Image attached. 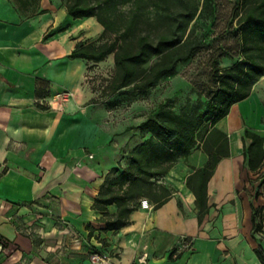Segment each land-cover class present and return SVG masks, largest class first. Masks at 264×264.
Segmentation results:
<instances>
[{
    "label": "crops",
    "instance_id": "obj_1",
    "mask_svg": "<svg viewBox=\"0 0 264 264\" xmlns=\"http://www.w3.org/2000/svg\"><path fill=\"white\" fill-rule=\"evenodd\" d=\"M100 32L93 17L72 19L60 0H0V264H94L89 254L95 249L108 253L109 264H131L143 252L146 264H260L253 252L260 239L251 237V208L246 235L230 223L233 205L222 203L234 196L233 180L244 164V128L229 133L235 130L229 123L232 106L225 123H217L229 136L230 155L208 182L211 207L200 225L194 195L185 185L190 166H201L206 158L194 150L163 178L174 188L165 203L153 209L143 199L126 226L99 228L93 199L106 171L126 162L127 140L121 144L118 131L100 124L98 106L84 104L86 61L68 55L78 40ZM37 78L48 81L39 94ZM60 91L69 95L55 102ZM232 135L238 138L236 149ZM212 223L218 227L210 230ZM87 224L96 227L90 236ZM185 236L191 248L169 258Z\"/></svg>",
    "mask_w": 264,
    "mask_h": 264
},
{
    "label": "trees",
    "instance_id": "obj_2",
    "mask_svg": "<svg viewBox=\"0 0 264 264\" xmlns=\"http://www.w3.org/2000/svg\"><path fill=\"white\" fill-rule=\"evenodd\" d=\"M178 1L181 2L62 0L72 19L93 17L101 26L95 38L78 40L68 57L98 63L112 56L113 71L103 93L152 86L160 76L174 73L180 62L193 57L204 46L200 41L186 45L184 36L197 6L191 0L176 6ZM126 5L127 11H122ZM148 8L154 10L155 18L162 24L156 33L141 31L140 24ZM234 8L230 22L236 18L240 57L230 66L213 67L212 85L207 88L204 106L198 111L184 114L160 104L156 111L129 127L137 131L141 140L129 147L124 165L117 163L106 171L93 199L92 208L100 212L96 221L101 230H118L129 224L131 213L141 207L143 199L153 209L165 203L174 188L166 185L163 178L181 157H188L194 150L202 151L206 158L201 166H190L185 185L194 195L199 225L209 212L208 182L219 161L230 155L229 136L217 123L233 104L250 95L253 84L264 75V0H236ZM36 84L38 94L48 87L47 80L37 78ZM241 141L244 164L252 172L262 169L259 184H264V135L244 127ZM259 194L255 192L256 196ZM110 204L115 205L114 212H109ZM250 208V233L254 237L264 233V205L251 203ZM86 227L89 236L96 228L92 224ZM183 240L190 238L185 236ZM176 250L177 247L172 248L169 258ZM253 252L264 264V245L260 241ZM180 254L181 251L176 257Z\"/></svg>",
    "mask_w": 264,
    "mask_h": 264
},
{
    "label": "rangeland",
    "instance_id": "obj_3",
    "mask_svg": "<svg viewBox=\"0 0 264 264\" xmlns=\"http://www.w3.org/2000/svg\"><path fill=\"white\" fill-rule=\"evenodd\" d=\"M60 1L62 4V0ZM235 1L191 0L192 5L197 6V11L188 25L184 41L186 45L200 41L204 43V46L193 57L180 62L174 73L160 76L150 87L145 89L127 87L115 93H109L108 90L103 93L113 71L112 56L109 55L98 63L86 62V72L82 83L88 96H86L84 104L98 106L100 108V124L118 131L117 135L120 136L117 139L121 141V144L127 140L124 144V153L131 145L141 140L137 131L129 129V127L135 126L156 111L160 104H165L174 112L184 114L198 111L204 106L207 88L212 85L213 67L230 66L240 57L236 18L230 22L235 10ZM184 2L185 0L178 1L176 6L182 5ZM127 9V5L121 8L122 11H127ZM145 12L140 24L141 31L156 33L161 30L162 24L159 18H155L154 10L148 8ZM57 100L62 101L64 98L55 97V102ZM232 112L229 123L235 127V130H229L230 134L232 132L240 133L244 127H248L264 135V75L253 84L250 96L232 105ZM224 121L225 119L220 123L223 124ZM232 140L234 149H236L237 136L232 135ZM240 153L242 156V149ZM196 155L192 157V161L197 160L198 156ZM122 157L124 158V156ZM181 160L187 162V159L183 157L179 161ZM238 161L239 157L236 155L233 158L235 167H237ZM238 168L240 179L235 174L233 181L238 186L235 188L234 196L222 203L232 204L234 207L235 220L230 223L235 222L238 230L250 235L249 205L251 203L255 206L264 205V184H259L262 169L252 172L245 164ZM177 176L176 174L175 177ZM219 183L218 179L216 185ZM226 190L229 191V189ZM256 191L260 193L258 196L255 195ZM217 217H219V213L214 219ZM227 222L222 224L223 227L228 224ZM214 227H218V223H212L210 230H213ZM252 238L260 239V243L264 245V233H257ZM190 248V241H184L181 238L177 250H189Z\"/></svg>",
    "mask_w": 264,
    "mask_h": 264
},
{
    "label": "built area",
    "instance_id": "obj_4",
    "mask_svg": "<svg viewBox=\"0 0 264 264\" xmlns=\"http://www.w3.org/2000/svg\"><path fill=\"white\" fill-rule=\"evenodd\" d=\"M69 95L68 92L62 91L59 93H56L54 97H61L66 99ZM109 255L108 253L100 250H93L89 254V260L94 264H109ZM147 263V253L143 252L141 255L137 257L135 261L131 264H146Z\"/></svg>",
    "mask_w": 264,
    "mask_h": 264
}]
</instances>
